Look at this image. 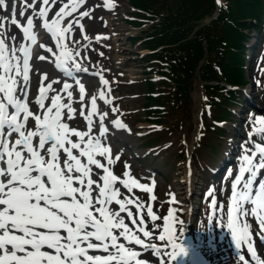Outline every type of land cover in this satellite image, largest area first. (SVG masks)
I'll use <instances>...</instances> for the list:
<instances>
[{"label": "snow or ice", "instance_id": "snow-or-ice-1", "mask_svg": "<svg viewBox=\"0 0 264 264\" xmlns=\"http://www.w3.org/2000/svg\"><path fill=\"white\" fill-rule=\"evenodd\" d=\"M57 3L61 6L49 19V12ZM84 3L85 0H40L38 11L32 6L35 17L41 20L42 27L58 49L56 52L47 48L55 56V67L69 77L74 71H87L76 63L73 50L65 41L67 34L73 31L74 23L83 31L80 21L91 15L90 10L80 12L74 20L69 19L67 25L64 24L66 18L73 17ZM2 4L4 0H0ZM104 6L109 10L115 7L112 0H105ZM12 23H17L14 13ZM33 28V16H28L22 32L23 39L30 41L31 45H35L38 39ZM6 38L7 33L0 26V264H146L138 259L140 252L118 242L121 238L127 244L141 246L145 252L151 250L157 257L163 254L172 262L182 254L187 255L183 239L176 242L175 224L182 221L176 220L175 209L170 208L164 217L163 231L158 237L166 242L163 249L146 244L137 234L142 233L147 238L152 236V232L146 230L142 211L145 204L127 196L121 199L117 182L129 193L133 188H139L149 194L153 193L155 182L152 186L140 183L128 170L121 179L97 159L105 158L109 165L114 163L110 148L101 139L108 131L103 124L104 115L100 116L99 135L92 134V116L97 113L96 97L92 98L91 111L84 117L88 130L79 131L66 122L74 118L75 109L71 103H62L57 94L50 98V104H45L52 83L45 85L47 77L44 75L39 95L35 98L41 111L32 112L26 87L30 81L32 49L23 44L17 46L15 37H11L13 43L10 46ZM97 39L101 37L97 36ZM100 79L102 84H108L103 76ZM71 87L64 83L61 89L67 92L69 100ZM79 92L83 100L85 89L82 84ZM99 95L101 99L105 98L104 91ZM105 102L111 103L110 100ZM112 110L116 111L115 108ZM30 118L35 122L32 129L27 128ZM112 123L116 128L125 127L118 119ZM13 135L16 136L14 141L11 140ZM252 135L264 140V115L252 119L249 136ZM251 143L252 148L245 147L240 156L238 173L231 184L226 225L222 223L221 226L230 230L237 256L243 264H249V261L240 255L242 247H246L253 264H264V259L254 248L251 225L247 222V205H252L251 216L258 222L259 238L264 243V179L257 184V178L264 172V144ZM93 166L98 170L95 173L98 180L92 178ZM214 192V189L209 191V196L213 197L211 211L213 216L219 214L223 221L224 205L217 206ZM113 202L119 205V211L110 207ZM171 202H175L174 194ZM129 204L135 205L139 224L137 217L127 208ZM124 212L136 225L135 231L125 222L121 215ZM147 216L153 223L158 219L151 205L147 206ZM180 235L183 237V230ZM168 246H171V252L167 251ZM90 251L106 254L90 255ZM160 264H165L163 258Z\"/></svg>", "mask_w": 264, "mask_h": 264}, {"label": "rangeland", "instance_id": "rangeland-1", "mask_svg": "<svg viewBox=\"0 0 264 264\" xmlns=\"http://www.w3.org/2000/svg\"><path fill=\"white\" fill-rule=\"evenodd\" d=\"M36 1L38 0H24V3L27 7H31ZM113 4L116 3L118 8L116 9V12L114 14L110 13L111 10H106L104 8L105 0H85V3L83 6H81L80 9H84V11L91 12V15L89 17H86V20L88 22L89 31L95 32L97 29H99V34L101 35H110V27L116 28L117 32H122L115 41L117 44H114L111 42L114 47H118L120 49L118 53L121 55V60L125 59L124 65L119 67L117 71L121 72V74L124 75L123 79L126 80L130 87H126L125 85H122L117 88V91L120 95H127L129 96L128 92H131L132 95L136 96L137 98L135 100H130L129 97L127 100H123L124 105L127 106L130 110V113H133V116H129L128 118L131 121H137L134 125H131L127 119L125 118L126 113L122 112L123 104L117 105L116 103L111 104V108H115L116 111L122 114L123 118L126 121V130L130 131L129 133H136L140 135H136V137H127L129 138L127 143L129 146H137L139 148H142L146 145H154L155 143H162L167 151L163 152L160 156H158L155 160H151L150 158H147L145 160L146 164H152L155 167H158L159 169L163 170V173L167 174V178L164 177V175H161L160 183L164 187L167 182L172 183L173 178L175 176L176 170L169 174L170 169L172 168V165L174 163H177L179 156V144L180 143H173L176 141V139H172V137L175 135V137H181L183 134H187L189 141H193L190 148L197 147L200 145L197 149L191 150V156L196 160L198 158H204L207 162L214 163L216 161V158L219 157V153L221 151V148L223 147V139L219 138L217 135L218 131H214V129L217 126L218 121L221 123L220 116L222 112L224 111V108H222L225 104V102H222L220 106L214 107V105H209L206 109L205 116L208 127H203L200 131H202V137L198 138V130L196 129V122L194 120L196 109H194L196 103H197V93H198V99H201L202 97V84L199 83L198 77H194L193 79V88L190 92V102L191 107L190 109L187 107L185 109H181V106L176 107L175 105L172 106V90L173 85L170 81H167L166 79L160 78L158 75L161 74V68H150L151 66L148 65V60H144L142 57L144 54L143 50L146 51V49H143V40L142 37L144 36L145 31L149 28V25L146 22V18H144V14L142 12H138L131 8V1L130 0H116L115 2H112ZM61 5L57 3L55 6L52 7L51 11L49 12V19L55 14V12L59 9ZM153 6L159 8L158 0H154ZM168 7L163 5V8ZM148 12V10L146 9ZM143 21H139L142 20ZM264 25V24H263ZM123 29V30H120ZM259 31H256L254 34H258ZM149 35V33H147ZM97 32L94 34H90L87 39L78 36L77 38H69L67 34V38L65 43L70 44L72 41H75V47L78 49L79 52V58H80V64L84 66H94V65H102V66H108L111 59H113L114 54L110 55V53L106 50L107 47V39L105 40H97ZM129 36H134L132 43L129 40ZM256 38V37H255ZM110 40H113L110 38ZM109 40V41H110ZM100 41V42H98ZM72 46V45H69ZM105 53H102V52ZM252 52H254V49H251ZM116 53L115 55H119ZM75 54V53H73ZM263 57L264 61V47L262 50V53L254 63V71L256 68H258L262 63L260 62V59ZM143 61V62H142ZM115 65V64H114ZM149 66V67H148ZM154 70V71H153ZM249 74V71H247L246 75L247 78ZM153 78V81L162 80L159 83H155V91L162 92L163 93H156L155 96L157 97V103L153 104L152 107L149 106V98H146L147 95V89L146 85H149L147 79ZM108 81L107 85H103L101 91H104L105 98L101 99L99 96V99H96L97 105L99 108H104L105 106L109 105L105 102V100H112L116 96V91L114 90V84L111 83L112 78H104ZM262 86L264 85V80L261 81ZM101 81L97 83L100 84ZM261 86V87H262ZM93 88V87H91ZM249 89L252 92V99L253 101L264 109V100H263V94L261 89L258 91H255V88H252L251 86ZM100 91V92H101ZM128 91V92H127ZM124 92V93H123ZM181 99H184V97H179ZM220 98V97H219ZM146 103V104H144ZM180 104V101L178 102ZM229 106V103H227ZM242 106V105H241ZM89 108V106H88ZM135 108V109H132ZM199 109V108H198ZM195 113V114H194ZM161 115V117L159 116ZM229 116L225 119H228ZM151 120V121H150ZM236 121L238 123H241V121L231 119L228 121H225L226 124V131H221V134L227 133L229 130H231V127L233 124V121ZM140 121V122H138ZM152 121H156V124H153ZM97 129L100 125V121L97 122ZM199 127L200 125L197 124ZM214 129H209V128ZM82 130V127H80ZM158 130V134H153L151 131ZM223 132V133H222ZM97 133V130H96ZM195 134V135H194ZM138 137V138H137ZM154 138L153 143L146 144V141H150ZM202 139V141H201ZM142 145V143H144ZM137 148V147H136ZM137 148L139 151L141 149ZM200 148V149H199ZM211 149H217L218 152H215L214 154H210L207 152H210ZM137 152V151H136ZM178 152V153H177ZM201 152H203L205 155H201ZM175 156V159H174ZM217 156V157H214ZM191 158H188V161L184 165H178V169L181 171V178H186L185 174L190 171L192 167ZM125 165L128 166L126 169ZM187 165L186 168H183ZM117 169L120 172V174L123 177V173L128 170L131 172L132 176L136 178V174L132 166L124 161L121 160L117 163ZM195 169V168H194ZM178 170V171H179ZM199 172V173H198ZM195 179L197 182L201 179V177H206L204 173H201L200 168L196 164V173H193ZM179 176V172H178ZM179 178V177H178ZM137 179V178H136ZM140 183L145 184V180L138 179ZM175 181L178 182L177 178H175ZM198 185V183H197ZM194 187H196V183H194ZM124 191L121 193L120 198L123 199L125 196H128L130 193L123 188ZM136 189V188H133ZM172 208V207H171Z\"/></svg>", "mask_w": 264, "mask_h": 264}, {"label": "trees", "instance_id": "trees-1", "mask_svg": "<svg viewBox=\"0 0 264 264\" xmlns=\"http://www.w3.org/2000/svg\"><path fill=\"white\" fill-rule=\"evenodd\" d=\"M148 0H132L136 5L145 7ZM173 4L174 10L171 11V16L166 17L164 19V24L162 28H158L157 32L159 37L154 39L157 40L156 44L163 43H174L181 39L182 42L179 46L176 47V54L179 55L180 64H187L188 62H197L203 53L202 45H201V36L202 34L199 31H196L193 34V37L186 41L187 35L194 28L195 24L199 22L200 19L204 17L206 13H208L207 8L212 7V0H169ZM232 12L238 15L239 17H258V5L259 0H232ZM141 3V4H140ZM177 10V11H176ZM176 11V12H175ZM216 21V20H215ZM214 20L211 21V24L206 26L204 29V33L206 34V43L208 47V53L212 52L215 54V57L210 55V58H216L218 61H222L221 63L225 66L228 71L229 77L228 80L233 79L237 83H242L244 81V77L242 74V68H240L238 63H242L243 57L239 55V53L234 52L233 50H238L242 52L243 49V39L245 38L244 33H238L235 26L238 23L234 22V24L227 23L224 26H219ZM247 23L241 22L239 26H247ZM251 25V23H249ZM219 31V32H218ZM185 41V42H184ZM225 42V44L222 43ZM227 45V46H226ZM148 46V45H147ZM219 47L224 49V58L219 57L217 53L219 52ZM172 49H169L168 52H171ZM168 52L166 54H168ZM167 58V64L173 68L176 75H182V71L184 72V76L175 79L179 92L186 90L187 86V78L188 75H185V68H181L177 66L175 62L172 61V55ZM209 57L207 62L203 68H207L209 66ZM234 65L237 68H233ZM206 77V76H204ZM215 75L213 78H216ZM238 77V78H237ZM236 80H235V79ZM238 79V80H237Z\"/></svg>", "mask_w": 264, "mask_h": 264}, {"label": "bare ground", "instance_id": "bare-ground-1", "mask_svg": "<svg viewBox=\"0 0 264 264\" xmlns=\"http://www.w3.org/2000/svg\"><path fill=\"white\" fill-rule=\"evenodd\" d=\"M41 34L43 35V32H41ZM48 39H49V38H48ZM42 65H43V64H42ZM43 67H44V65H43ZM44 68H45V67H44ZM46 68H50V70H47ZM46 68H45L46 71L51 72V73H52V70L54 69V68H51L50 66H48V67H46ZM57 73H58V72H57ZM54 81H55V84H57L56 79H54ZM57 89H58V86L55 87V89H54V91H53V93H52L51 96H54V95H55ZM66 94H67V93H66ZM197 100H198V94H197ZM76 102H78V101L76 100ZM78 107L82 108V105H79ZM197 107H198V104L195 105V107H194V109H196V113H197ZM38 108H39V106H38ZM109 108H110V106H109ZM107 109H108V108H107ZM76 113H77V112L74 113L75 117H76ZM94 116H95V114L92 116V118H93ZM93 120H96V118H93ZM104 122L108 123V125H110V124L112 123V121L109 120V119L106 118V117H104ZM181 138L184 139V140H187V137H186V136H185V137H175V136H173L172 139H176V141L173 142V143H178L179 140H180ZM182 151H183V149H182ZM115 154L118 155L117 152H116ZM178 162H180V160H179ZM189 178H190V177H189ZM187 182H189V179H188ZM184 184L187 186V187H186L187 191L189 190V187H191V190H193V187L191 186V184H189V183H184ZM180 185H181V184H180ZM183 188H185L184 185H183Z\"/></svg>", "mask_w": 264, "mask_h": 264}]
</instances>
